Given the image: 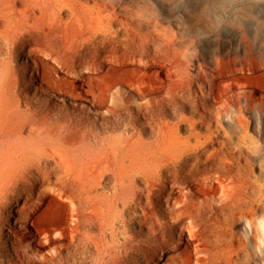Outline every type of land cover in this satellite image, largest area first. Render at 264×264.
<instances>
[{
  "label": "rangeland",
  "instance_id": "obj_1",
  "mask_svg": "<svg viewBox=\"0 0 264 264\" xmlns=\"http://www.w3.org/2000/svg\"><path fill=\"white\" fill-rule=\"evenodd\" d=\"M43 1L50 2L49 7L55 10L57 18L36 21L40 12L30 5L27 33L11 32L13 35L7 29L9 25H18L17 17L25 3L18 0L5 4L0 2V7L10 5L15 9V14L7 15L8 21L0 10V126L9 119L16 121L15 126L18 127L13 139L0 140V167L5 166L9 172L15 164L23 162L28 163L26 168L35 167L36 162L32 157L42 153L43 158L55 152L78 157L84 152L92 156L104 152L119 156L122 154L120 147L112 148L119 145V140L120 145L125 143L127 149L130 142L140 147L141 141L149 143L155 139L158 127L149 128L145 119H152L147 113L150 108L155 109L156 120L164 117L173 123L180 116L191 123L194 120L192 128L183 125L177 129L181 139L190 137L189 144H193L197 136L202 140L212 132L215 137L213 145L219 149L225 163L232 159L234 178L230 182L233 192L240 197L257 200L260 205L254 207L255 214L264 213V0ZM89 8L94 11L93 16L99 8L104 13L116 12L115 17L112 16L110 29L117 33L109 35L106 48L100 52L101 56L103 54L100 61L87 53L85 48L88 45L87 28L96 21L87 13ZM88 21H91L90 24ZM137 23L140 24L141 33L155 30L156 51L161 58L171 60L172 70L167 71L164 66L169 60L160 58L148 74H143V68L149 65L143 62L144 65L141 62L138 65L133 61L134 54L144 53L140 34L134 33L130 37L133 44L138 43L132 51L113 46L112 36L117 39L126 37L123 24L134 26ZM243 24L247 27L246 32L243 31ZM20 47L28 54L26 64L18 59ZM39 49L41 52H38ZM213 57L221 60L219 68L212 64ZM128 60L134 63H128ZM92 67H98V70ZM139 68H142L141 71H138ZM211 73L216 75L215 85L211 84ZM138 82H144L150 88L158 87L146 93L158 89L159 94L142 98L136 94L133 85ZM196 83H199L200 89H214L218 103L205 101L202 89ZM39 87L44 88L45 92H40ZM152 98L156 106L152 105ZM207 121L210 122L209 127ZM14 149L22 157L18 164L14 163L16 156H7ZM207 149H211V146H207ZM51 157L40 165L46 181L33 185L35 180L28 178L27 182L15 187L16 191H12L25 194L34 191L30 208L38 211V226L65 227L68 241L59 247L61 255L66 257L64 248L68 247L71 253L76 252V247L72 245L71 229L77 231V236L89 240L93 223L89 217L82 220L73 209L76 205L72 202L79 198V194L70 182L56 178L58 169H55ZM109 183L110 180H107V184L111 185ZM64 193L69 198H63ZM70 193L72 196H69ZM205 195L215 197L211 193ZM3 204L0 202L1 207ZM70 212L74 215H70ZM18 217V211H14L11 227L18 224ZM3 219L4 216L0 214V251L4 247L2 234L7 232L3 229ZM241 221L236 230L242 233L248 227ZM141 235L142 239H147L144 230ZM87 246L81 257L75 258L74 264H94L95 250L90 243ZM256 253L260 254L259 248H256ZM194 261L192 255L189 264H194ZM228 264L255 263L253 259L246 261L241 254L233 255Z\"/></svg>",
  "mask_w": 264,
  "mask_h": 264
},
{
  "label": "bare ground",
  "instance_id": "obj_2",
  "mask_svg": "<svg viewBox=\"0 0 264 264\" xmlns=\"http://www.w3.org/2000/svg\"><path fill=\"white\" fill-rule=\"evenodd\" d=\"M11 1L15 0H0L3 4ZM18 1H23L25 7L19 11L18 25H9L7 29L9 34L11 32L27 33V27H30L27 25L29 18L27 11L30 7L37 8L40 12V15L35 18L36 21L57 18L55 10L49 7L51 5L49 1ZM0 8H2L0 10L6 21H8L7 15L15 14V9L10 5ZM59 9L57 8V10ZM88 10L87 13L92 17L94 11L90 8ZM113 15H116L115 11L104 13L103 9L99 8L96 10L95 16L92 17L96 20L95 24L89 25L87 28L88 45L85 48L87 53L97 61H100L103 56L100 52L106 48L105 45L108 39L110 40L109 35L113 32L114 35L117 33L110 29ZM150 17L152 16L150 15ZM90 22L88 21L89 24ZM243 27V31L246 32V25L243 24ZM123 28L126 37L117 39L112 36L113 46L132 51L135 46H138V43L133 44L130 37L134 33L140 34L143 38L141 43L144 53L134 54L133 61L138 65V62L149 65L143 68V74H148L149 70L154 68V63L159 62L158 59L161 58L156 51L155 36L157 34L155 30H151L150 33H141L139 23L134 26L123 24ZM7 37L9 38V35ZM39 51L41 52L40 49ZM27 56L23 47H20L18 59L26 64ZM40 59L42 60V58ZM113 59L112 61L116 58ZM163 60L169 59L164 58ZM128 61V63L133 62L132 60ZM211 61L215 68H219L221 63L219 58L213 57ZM232 61L234 60L232 59ZM164 66L167 71L173 69L171 60L166 61ZM235 68L237 69V67ZM91 69L97 71L98 67ZM141 69L139 68L138 71ZM214 75L211 73V77H209L213 85L216 84ZM196 84L200 89L199 83ZM133 85L136 94L142 98L159 94L158 87L150 88V85L144 84V82ZM155 88L158 89L150 94L146 93L149 89ZM39 91L45 92V89L39 87ZM201 92L205 101L218 103L214 89L209 88L208 91L202 89ZM151 100L152 105L156 106L154 99ZM200 102L204 104L202 101ZM13 111L16 112L17 109H13ZM147 113L152 116L151 121L145 118L149 123L148 127L151 129L155 126L158 127L157 135L152 142L146 143L140 140V147L130 142L128 148L125 149L126 144L120 145L121 140H119L117 142L119 145L112 147L113 149L120 147L119 150L122 154L119 156L115 153L110 155L107 152L101 155L97 154L98 156L84 152L80 157L65 152L51 154L53 164L56 165L55 169H58L56 178L59 177V180L61 178L63 182H70L79 194V198L73 200L74 202L69 200L76 205L73 209L82 220L83 217H89L95 224V226L92 224L89 240L77 236V231L71 229L72 239H70L75 241H72V245L76 247V252L71 253L66 247L64 248L66 257L61 255L59 247L64 241H68L69 235L67 236L64 231L65 227H60V225L38 226L37 223L40 222L38 211L36 208H30L34 191L32 190L28 194L22 191L16 193L12 191L21 182H27L28 178L35 180L33 185L46 181L40 165L51 155L43 158L42 153L37 155L38 157H32L36 166L26 168L28 163L18 164L22 157L19 156L20 152L17 149L7 153L8 157L16 156L17 160L15 159L14 163L17 162L23 167L15 164L14 169L10 172L5 166L0 167V202L4 203L2 207L0 206V214L4 216L3 229L7 231L5 235L2 234L4 247L0 251V264H74L75 258L81 257L89 243L96 253L94 264H189L192 255L195 258L194 264H228L233 255L236 257L241 254L246 261L253 259L255 264H264V213L255 214L254 207L260 205L257 200L240 197L233 192L230 182L234 178L231 168L232 159L231 162L230 159H227L228 161L225 163L219 149L213 145L215 139L213 133L209 132L205 136L202 134L204 138L201 140L194 132H191L197 137L193 144H189L190 137L181 139L177 135V129L183 125H189L192 128L195 125L194 120L191 123L184 116H180L170 123L164 117L156 120L155 109L149 108ZM206 124L208 126L210 122L207 121ZM15 125L16 121L7 119L0 126V140L14 137L18 129ZM127 142L128 140H126ZM207 146H211V149L208 150ZM225 157L228 158V156ZM125 160H128V163H125ZM46 178L48 181L49 178ZM244 179L246 180V178ZM107 180H110L109 184L111 185L107 184ZM12 185L14 186L11 187ZM46 187L51 186L46 185ZM206 193H211L216 198H209L205 195ZM64 195L63 198L67 196L66 193ZM69 196H72L71 193ZM14 211L19 213V222L11 227ZM70 215H74V213L70 212ZM241 220L248 227L242 233L236 230ZM143 230L146 232L147 239L141 238ZM256 248H259V255L256 253ZM69 260H72L71 263L68 262Z\"/></svg>",
  "mask_w": 264,
  "mask_h": 264
}]
</instances>
